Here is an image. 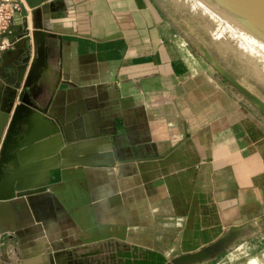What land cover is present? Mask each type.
Returning a JSON list of instances; mask_svg holds the SVG:
<instances>
[{"label":"crops","instance_id":"0c3cea01","mask_svg":"<svg viewBox=\"0 0 264 264\" xmlns=\"http://www.w3.org/2000/svg\"><path fill=\"white\" fill-rule=\"evenodd\" d=\"M19 2L25 31L0 52V264H264L248 239L264 115L161 0Z\"/></svg>","mask_w":264,"mask_h":264},{"label":"rangeland","instance_id":"374dc122","mask_svg":"<svg viewBox=\"0 0 264 264\" xmlns=\"http://www.w3.org/2000/svg\"><path fill=\"white\" fill-rule=\"evenodd\" d=\"M161 3L170 28L185 35L222 82L243 99L251 97L253 108L264 115V25L207 0ZM248 239L254 243L250 250L264 249V220Z\"/></svg>","mask_w":264,"mask_h":264},{"label":"built area","instance_id":"2783aa9c","mask_svg":"<svg viewBox=\"0 0 264 264\" xmlns=\"http://www.w3.org/2000/svg\"><path fill=\"white\" fill-rule=\"evenodd\" d=\"M19 9L16 0H0V52L12 47L15 40V25L20 17L15 15ZM17 21V22H16Z\"/></svg>","mask_w":264,"mask_h":264},{"label":"bare ground","instance_id":"6f19581e","mask_svg":"<svg viewBox=\"0 0 264 264\" xmlns=\"http://www.w3.org/2000/svg\"><path fill=\"white\" fill-rule=\"evenodd\" d=\"M227 10L233 7L239 14L248 16L264 25V0H207Z\"/></svg>","mask_w":264,"mask_h":264},{"label":"water","instance_id":"95a60500","mask_svg":"<svg viewBox=\"0 0 264 264\" xmlns=\"http://www.w3.org/2000/svg\"><path fill=\"white\" fill-rule=\"evenodd\" d=\"M19 4V9L18 11H16L15 15L19 16L20 17V22L18 24L15 25V33L16 34H19L21 33L22 31H25V29L23 27H25V22H24V19H25V16H26V12H24L23 9H21V2H19V0H16ZM13 46V45H12ZM22 74L23 72H20L19 73V78L21 79L22 78ZM246 96L249 98V96L246 94Z\"/></svg>","mask_w":264,"mask_h":264}]
</instances>
